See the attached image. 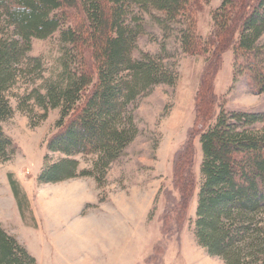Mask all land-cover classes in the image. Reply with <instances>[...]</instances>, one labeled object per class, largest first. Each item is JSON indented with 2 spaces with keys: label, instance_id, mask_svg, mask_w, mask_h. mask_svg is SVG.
Masks as SVG:
<instances>
[{
  "label": "trees",
  "instance_id": "trees-1",
  "mask_svg": "<svg viewBox=\"0 0 264 264\" xmlns=\"http://www.w3.org/2000/svg\"><path fill=\"white\" fill-rule=\"evenodd\" d=\"M209 3L0 0V163L10 162L17 153L2 123L18 111L37 128L58 111L47 151L62 158L52 162L45 156L38 183L87 177L102 184L110 166L138 135L136 103L157 86L175 85L179 77L177 54H170L166 43L159 54L134 57L145 33V17H150L164 40L173 36L178 54L201 57L205 63L196 96L202 163L195 240L224 264H264V112L227 111L219 105L212 121L218 103L215 79L226 52L234 53V77L246 76L253 92L264 95V0H223L212 13L214 27L204 39L197 17ZM57 33V69L45 78L42 59L31 56L32 44ZM77 156L93 157L92 168L79 173ZM192 160L188 145L176 164L179 200L164 217L166 236L179 235L187 221L195 190ZM9 180L23 213L27 198L11 175ZM0 264H36L1 225Z\"/></svg>",
  "mask_w": 264,
  "mask_h": 264
},
{
  "label": "rangeland",
  "instance_id": "rangeland-1",
  "mask_svg": "<svg viewBox=\"0 0 264 264\" xmlns=\"http://www.w3.org/2000/svg\"><path fill=\"white\" fill-rule=\"evenodd\" d=\"M209 2L197 17L198 33L204 39L209 37L214 27L212 13L221 7L223 0ZM144 29L134 57L139 58L143 52L159 54L161 45L166 43L167 51L172 55L177 54L179 77L175 85L157 86L136 103L134 116L138 135L125 149L122 158L110 166L102 184L87 177L71 179V182L61 185L38 183L45 156L49 155L52 162L62 158L60 154H49L47 151V141L59 119L58 111L51 112L48 120L37 128H32L28 117L18 111L11 120L2 123L17 153L10 162L0 163V217L4 214L6 219L12 221V226L18 217H13L10 208L15 200L10 175L19 187V180L34 187L35 211L27 202L22 214L26 223H31L38 230L30 231L21 225L15 228L20 241H25L33 253L42 251V235L48 244L44 248L51 253L56 247L64 251L72 247H85L75 261H79V257H82L81 261L93 259L96 252L109 246L110 241H124L127 238L133 242L129 243V249H141L161 236L148 258L150 261L147 260L150 264H163L168 250H171L170 264H224L218 258H205L194 249L200 247L193 229L202 163L196 123V96L201 86L204 59L178 54L179 44L173 36L164 40L160 27L150 17H145ZM260 43H264V36ZM60 48L58 33L44 41H33L31 56L42 59L45 78L57 69ZM234 69V53L230 50L224 54L215 79L214 93L218 103L212 121L219 113V105L227 111L264 112V95L253 92L246 76L235 78ZM12 104L16 108V102ZM188 145L193 152L194 196L182 232L166 236L163 232L164 217L171 204L179 200L174 186L176 164ZM75 159L79 162V173L92 168L93 157L77 156ZM41 190H44L43 195L49 197L43 202V207L39 206ZM108 199L110 201L106 203ZM16 207L18 211L17 204ZM35 214L39 226H36ZM96 259H99L98 255Z\"/></svg>",
  "mask_w": 264,
  "mask_h": 264
},
{
  "label": "crops",
  "instance_id": "crops-1",
  "mask_svg": "<svg viewBox=\"0 0 264 264\" xmlns=\"http://www.w3.org/2000/svg\"><path fill=\"white\" fill-rule=\"evenodd\" d=\"M18 181V180H17ZM72 180H68L56 185H61V184H66L71 182ZM21 185V191L23 192V194L26 195L27 197V202H29L31 204L32 209L35 211V204H34V187L29 184L26 185L24 181L19 180L18 181ZM48 186V185H46ZM11 187V185H10ZM12 190V188H11ZM44 190H41V195H40V203L39 206H44L45 202L48 198L43 195ZM13 194V191H12ZM14 195V194H13ZM14 199L10 208L12 210V215L13 217H17L16 218V222L14 223L15 225L12 226L10 225L12 223L11 220L6 219L5 215L3 214L0 217V225L1 227L11 236L15 237L16 240L24 247L26 248V250L34 257V259L37 261V264H150L148 263L147 260H149L148 258L153 254L154 252V247L156 246V244L160 241L161 236H158V239L151 241V243L148 245V247H142L141 249H139L138 247L136 248H131L129 249V243H133L131 241H129L127 238L124 239V241H110V244L108 247L105 248V250L101 251V252H96L95 256L93 257V259H88V260H84L81 261L82 257H79V261H75V258L78 256V254H80L81 252L85 251V247H72L71 250H62L60 248H53L54 251L51 253L50 251H46L47 248H44L46 245V242L44 240V236L42 235L41 238V250L39 251L38 254L37 253H33L31 250H29V248L27 247L25 241L21 242L20 240V235L18 234V230H16V226L18 228H20V225L22 226V228H27L30 231H34V230H38V228H34V226L31 223H26L23 214L21 213V210L19 208V205L17 203V200L14 196ZM111 199V198H110ZM110 199H108V201L106 203H108L110 201ZM105 203V204H106ZM16 204L18 206V211H17V207ZM103 205V204H102ZM35 219H36V226L38 225V217L37 214H35ZM40 223V222H39ZM108 233V232H106ZM41 237V235H40ZM126 237V236H125ZM82 244L84 242L81 241ZM81 246V245H80ZM201 256L208 258L209 255L207 254V252L199 247V248H194ZM200 249V250H199ZM134 250V251H131ZM40 255V256H39ZM99 256V259H96V256ZM39 256V257H38ZM170 260H171V250L167 251V254L165 255V261L163 262V264H170Z\"/></svg>",
  "mask_w": 264,
  "mask_h": 264
}]
</instances>
